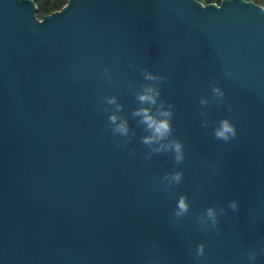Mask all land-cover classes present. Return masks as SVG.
Instances as JSON below:
<instances>
[{"label": "water", "instance_id": "1", "mask_svg": "<svg viewBox=\"0 0 264 264\" xmlns=\"http://www.w3.org/2000/svg\"><path fill=\"white\" fill-rule=\"evenodd\" d=\"M36 10L0 0V264H264V9L67 0L42 19ZM147 88L155 105L138 99ZM141 108L172 112L166 140L143 143ZM224 120L228 140L214 134ZM123 121L127 136L113 131Z\"/></svg>", "mask_w": 264, "mask_h": 264}, {"label": "clouds", "instance_id": "2", "mask_svg": "<svg viewBox=\"0 0 264 264\" xmlns=\"http://www.w3.org/2000/svg\"><path fill=\"white\" fill-rule=\"evenodd\" d=\"M146 79H155V77L153 76H146ZM214 91L218 94V95H223V93H221L219 91V89H214ZM159 96V93L157 91H155V89L153 88H147L145 90L144 94H141L138 96V99L141 103H145V104H151V105H155L156 104V97ZM109 104H115V98H111L108 100ZM202 104L206 103V101H201ZM118 110L120 106H117ZM171 107V106H169ZM134 116H139L141 117L140 123L143 125H146L147 130L149 131L150 135L145 136L143 138V143L145 145H149L151 146L154 143H159L160 141L166 140L168 138V136L171 134L172 132V128L170 125V118L172 116V112L171 111H161L159 113L160 117H165L162 119H157L156 116H154L151 112L150 108H141L138 109L136 112L133 113ZM110 121L113 124H116L117 121V117L116 116H111L109 117ZM114 132L119 133L121 135L127 136L128 135V125H127V121H123L121 123H119L114 129ZM215 136L218 139H223V140H228L229 139V134H231V136H235V129L232 125H230V123L227 120H224L221 122V127L219 130L215 131ZM170 148H172L176 155H175V160L177 163H180L183 160V154H182V145L181 143H179L178 141H172L171 144L169 145ZM164 148L163 145H161L160 148H156L154 149L155 152H160L162 149ZM181 173H175L171 179L179 182L181 179ZM167 178V177H166ZM178 207V211L175 213V215L177 217L184 215L185 213L188 212V205L185 203V198L181 197V199L178 201L177 204ZM230 207L232 208L233 211H237V204L235 202H232L230 204ZM207 215L208 217L212 220L213 225L216 224V219H215V214L213 212L212 209H208L207 211ZM262 254H264V249L261 250ZM204 255V245H198L197 247V258L201 257ZM250 260L255 261L256 260V254L253 253L250 255Z\"/></svg>", "mask_w": 264, "mask_h": 264}, {"label": "trees", "instance_id": "3", "mask_svg": "<svg viewBox=\"0 0 264 264\" xmlns=\"http://www.w3.org/2000/svg\"><path fill=\"white\" fill-rule=\"evenodd\" d=\"M32 1L37 8L36 16L38 19H42V17L45 15H49L55 11H59L61 8L65 6L67 2V0H32ZM197 1L201 2L202 4H210V3L219 4L221 0H197ZM245 1L253 2L264 9V0H245Z\"/></svg>", "mask_w": 264, "mask_h": 264}]
</instances>
